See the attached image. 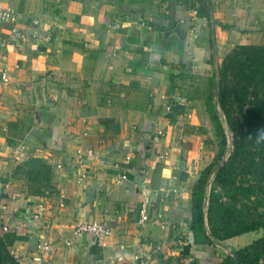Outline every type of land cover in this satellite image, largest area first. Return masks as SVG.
<instances>
[{
	"label": "crops",
	"instance_id": "obj_1",
	"mask_svg": "<svg viewBox=\"0 0 264 264\" xmlns=\"http://www.w3.org/2000/svg\"><path fill=\"white\" fill-rule=\"evenodd\" d=\"M0 3L19 15L16 49L0 26V227L21 264H219L242 248L253 231L208 245L188 223L217 51L264 43V0ZM30 158L50 167L39 193L6 178Z\"/></svg>",
	"mask_w": 264,
	"mask_h": 264
},
{
	"label": "trees",
	"instance_id": "obj_2",
	"mask_svg": "<svg viewBox=\"0 0 264 264\" xmlns=\"http://www.w3.org/2000/svg\"><path fill=\"white\" fill-rule=\"evenodd\" d=\"M213 86L216 92L212 91L206 102L208 115L222 145L223 121L232 130L234 149L217 170L215 157L201 170L192 190L188 230L194 243L210 245L261 229V236L237 249L236 254L239 264H264V45H238L217 68ZM240 163L251 175L253 182L248 185L236 181L234 173ZM21 167L30 183L49 186L50 167L43 160L30 158L21 162ZM15 238L14 230L0 227V264H21L11 251ZM173 260L178 262L179 257ZM220 264L235 261L226 255Z\"/></svg>",
	"mask_w": 264,
	"mask_h": 264
},
{
	"label": "rangeland",
	"instance_id": "obj_3",
	"mask_svg": "<svg viewBox=\"0 0 264 264\" xmlns=\"http://www.w3.org/2000/svg\"><path fill=\"white\" fill-rule=\"evenodd\" d=\"M254 38H255V36L253 35V39ZM230 39H237L238 40V38L235 36H232ZM247 39H249V38L247 37ZM237 40H235V41H237ZM249 44H252V43H249ZM238 45H241V44L235 43V46L233 48H229V49L226 48L223 51H217V54L219 55V56H217V60H216L217 68L221 66V64H222L223 60L226 58V56L230 52H232ZM257 45H264V43L263 44H257ZM220 53H221V55H220ZM212 88H213L214 93H215L216 88L214 86ZM215 98H216V96H215ZM216 108H217L220 116L223 118V114L221 113L218 104L216 105ZM211 126H212V128L210 129V133L208 135V141H207L208 142L207 144H209L208 145L209 153H210L209 156H210V159L212 157L211 161H213V158L215 157V158H217L216 160H218V162H221V160L224 159L225 157H229V155L231 154V152L234 149L233 132H232V130H230L228 125H226L223 121L225 143H224V145H222L220 142L221 141L220 136H218L216 130L214 129L212 122H211ZM221 149H222V153H221V155H219V152L221 151ZM18 166H19V164H15V165L12 164V166H10V168L8 170L6 178H13L17 183H20V184L25 183L27 185V188H29V192H34L36 190H40L41 188L45 187L44 182H42L41 184L32 183V182L30 183V181L24 175L23 168L22 167L18 168ZM236 168L237 169L235 170L234 174H235L237 182H239V183L242 182V184H244V185H248V184L253 182L251 179V175L249 173H245L244 168H243V163L237 164ZM212 178H213V174L211 175L210 181ZM209 187L210 186H208L207 191H209ZM261 234H262V230L258 229V230H255L253 232L247 233L245 236L239 237V241L241 242V244L246 245L247 243L249 244V242H252V240L261 236ZM221 248H222V251H224V252H222V254H223L222 260H223L226 255H230V254H229V248L227 247V245L223 244V247H221ZM225 251H226V253H225ZM171 262H173V261H171ZM162 264H169V263H166L165 260L163 259Z\"/></svg>",
	"mask_w": 264,
	"mask_h": 264
},
{
	"label": "built area",
	"instance_id": "obj_4",
	"mask_svg": "<svg viewBox=\"0 0 264 264\" xmlns=\"http://www.w3.org/2000/svg\"><path fill=\"white\" fill-rule=\"evenodd\" d=\"M19 19V15L16 12V10L10 6H5L0 3V26L5 25V24H11V28L9 31V36L5 40V44L10 45L13 49H16L17 46V41L16 37L18 35V27L16 26L17 22ZM35 24H37V21H35ZM115 27V26H114ZM3 80H7L6 73H2ZM159 134L161 133L158 132ZM88 154H91L92 151L88 150ZM43 211V207L40 205L37 210V215H40V213ZM144 209L142 210L141 218L143 220L147 219V215L143 212ZM36 215V216H37ZM110 231V225L108 222L103 221L99 223H79L76 225L75 228V234H80V233H92L94 235H106ZM46 246V243L43 244Z\"/></svg>",
	"mask_w": 264,
	"mask_h": 264
},
{
	"label": "water",
	"instance_id": "obj_5",
	"mask_svg": "<svg viewBox=\"0 0 264 264\" xmlns=\"http://www.w3.org/2000/svg\"><path fill=\"white\" fill-rule=\"evenodd\" d=\"M206 1V6L207 8H209V5H208V0H205ZM228 157H225L224 159L221 160V162L218 163L217 167H216V170L227 160ZM229 254L231 256H233L234 258V261H235V264H239V260H238V256L236 254V250L234 249H229Z\"/></svg>",
	"mask_w": 264,
	"mask_h": 264
}]
</instances>
